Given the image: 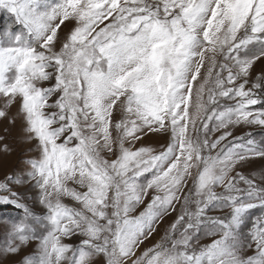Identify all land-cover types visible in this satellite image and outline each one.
<instances>
[{
    "label": "snow or ice",
    "instance_id": "snow-or-ice-1",
    "mask_svg": "<svg viewBox=\"0 0 264 264\" xmlns=\"http://www.w3.org/2000/svg\"><path fill=\"white\" fill-rule=\"evenodd\" d=\"M0 119V264H264V0H0Z\"/></svg>",
    "mask_w": 264,
    "mask_h": 264
},
{
    "label": "rangeland",
    "instance_id": "rangeland-1",
    "mask_svg": "<svg viewBox=\"0 0 264 264\" xmlns=\"http://www.w3.org/2000/svg\"><path fill=\"white\" fill-rule=\"evenodd\" d=\"M71 27V25H69ZM65 32L68 31L67 28L64 29ZM261 65L257 64L255 68V72L258 74L260 71ZM191 103V102H190ZM16 111L15 107L11 109V114H14ZM8 126L7 121L0 119V135L4 134V128ZM11 127V126H9ZM248 131V129L245 126H240L237 128L234 132L235 135H243ZM219 133H214L213 135H218ZM260 137H257L259 139ZM166 142V139L164 137L160 136H151L150 138H145L144 145L152 147L157 153L159 150H161L162 146ZM5 143L8 144V146L12 149L11 155H0V164L6 163L7 167L3 168L0 167V178H2L3 172L10 169L12 166L16 165L18 160H23L27 155V145L23 142L22 134L19 126V122L16 126L11 127L10 134L7 135V139ZM139 146V145H137ZM261 170H264V160H255L251 163L250 168L246 169L247 172H252L255 174H259ZM150 176V174H148ZM153 194V191L150 189L148 192V195L145 196L143 203L137 206L135 211H133L130 215L135 217L138 216L141 211L144 210V208L147 206V204L151 200V196ZM257 215L259 214V210H253ZM220 213L218 211L215 212H209V215H219ZM170 223V218H165L163 222L158 224L156 226V232L153 233V236L149 238V240L145 241V243L141 246V251L144 250L147 247H151L155 243H157L161 236L164 234L165 228ZM2 235V234H0ZM213 239V237H207L204 240L201 241L202 244L209 243ZM3 243V239L0 238V244ZM30 252V249H25L24 252L20 254V256H17L15 259L20 260L22 256L28 254Z\"/></svg>",
    "mask_w": 264,
    "mask_h": 264
}]
</instances>
